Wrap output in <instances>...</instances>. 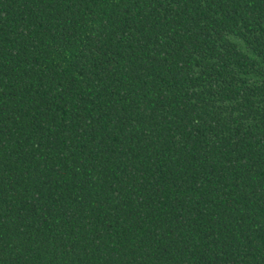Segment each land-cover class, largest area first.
Segmentation results:
<instances>
[{
    "label": "trees",
    "instance_id": "1",
    "mask_svg": "<svg viewBox=\"0 0 264 264\" xmlns=\"http://www.w3.org/2000/svg\"><path fill=\"white\" fill-rule=\"evenodd\" d=\"M0 264H264V0H0Z\"/></svg>",
    "mask_w": 264,
    "mask_h": 264
}]
</instances>
